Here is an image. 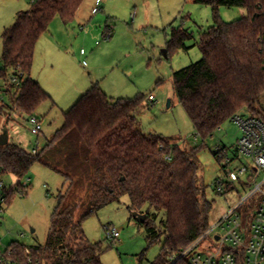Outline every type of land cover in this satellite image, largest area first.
I'll list each match as a JSON object with an SVG mask.
<instances>
[{
    "label": "trees",
    "instance_id": "16d2710c",
    "mask_svg": "<svg viewBox=\"0 0 264 264\" xmlns=\"http://www.w3.org/2000/svg\"><path fill=\"white\" fill-rule=\"evenodd\" d=\"M85 0H30L15 22L2 34L0 77H17L19 84L0 88V109L9 115H35L51 95L32 77L36 45L53 19L72 23ZM212 7L214 23L199 34L202 57L173 73V87L191 119L195 133L204 141L242 110L264 121V0H187ZM220 7H243L246 14L224 21ZM106 31L105 36L107 35ZM112 34L110 33L111 37ZM191 33L173 27L167 42L171 51L186 48ZM108 37V38H109ZM146 97L113 98L93 83L66 111L64 123L44 148L33 153L15 142L0 145V171L18 178L28 176L36 163L66 176L68 188L57 196L48 240L41 253H28L20 244L14 251L24 264H103L102 249L86 238L82 222L104 206L128 196L130 211L146 213L147 239L164 244L154 264H167L168 257L196 240L209 226L215 200L208 198L209 185L202 175L203 145L182 146L184 138H168L142 130L138 111ZM54 149L52 164L44 152ZM218 145L212 149L221 163ZM62 156L66 173L57 158ZM55 162V163H54ZM60 167V169H59ZM64 184V186H65ZM8 191V202L20 182ZM232 189L229 184L225 191ZM216 190V188H215ZM80 192L88 193L89 209L78 206ZM220 194V192H217ZM223 194V192H221ZM77 208H80L76 217ZM163 213L160 226L156 220Z\"/></svg>",
    "mask_w": 264,
    "mask_h": 264
},
{
    "label": "rangeland",
    "instance_id": "374dc122",
    "mask_svg": "<svg viewBox=\"0 0 264 264\" xmlns=\"http://www.w3.org/2000/svg\"><path fill=\"white\" fill-rule=\"evenodd\" d=\"M95 5L96 0H85L75 20L68 25L56 16L38 41L34 76L52 97V101L43 102L35 111L43 122L42 131L34 134L30 130L29 116L9 115L6 107L0 109V134L7 125L10 142L30 151L36 147L42 149L63 125V111L71 108L93 83H98L113 98L143 95L146 100L137 115L145 133L184 138L186 141L181 142L182 146H204L200 152L202 175L209 185L208 198L215 200L210 216V223H214L249 191L238 182H234L230 191L224 189L223 194H217L215 190V182L226 180L227 176L212 149L218 145L226 146L230 155H237L242 131L236 122L229 120L204 141L196 135L173 87V73L202 57L197 41L199 34L214 23L212 7L187 0H102L99 11L93 13ZM29 8L30 0H0V58L5 28L15 22L19 11ZM246 12L243 7H220L219 10L224 21L239 19ZM173 27L185 28L192 36L186 40V48L173 50L164 56ZM110 28L112 36L106 38V31ZM82 48L86 50L83 55L80 53ZM2 87L3 80H0ZM150 95L155 97L154 102L149 100ZM0 97L5 103L10 102L5 92H1ZM240 115L248 113L242 110ZM55 154V150L50 148L43 156L52 164L51 158ZM57 161L66 173L62 156L59 155ZM234 166L250 167L252 160L239 155ZM65 176L42 163L34 164L28 176L22 179L13 174L2 175L8 188L15 186L20 189L17 186L20 182L24 190V193L17 191L14 198L3 206V224L0 227L3 248L20 244L32 252L44 250L57 196L68 188ZM263 176L264 169L258 180ZM78 195V206L89 209L88 193L80 192ZM128 205L129 198L124 196L120 201L104 206L82 222L83 232L88 241L99 244L103 251V264H154L163 247L164 237L150 243L146 224L136 220ZM79 211L77 208V218ZM162 217L163 213L159 212L158 226ZM112 227L121 231L114 240L108 239L106 233L107 228Z\"/></svg>",
    "mask_w": 264,
    "mask_h": 264
},
{
    "label": "built area",
    "instance_id": "2783aa9c",
    "mask_svg": "<svg viewBox=\"0 0 264 264\" xmlns=\"http://www.w3.org/2000/svg\"><path fill=\"white\" fill-rule=\"evenodd\" d=\"M102 0H96L93 13L99 11ZM108 30V38L111 33ZM85 49L81 53L85 54ZM3 87L6 83L19 84L17 77H0ZM155 101L153 95L149 96ZM232 121L242 131L237 144V155H230L228 149H222L221 165L224 166L227 179L215 182L217 192H223L226 185L233 188L234 182L249 191L227 210L188 246L181 248L168 257L167 264H264V176L258 180L264 169V121L250 114L243 116L237 113ZM30 130L39 134L43 129L41 118L32 115L28 120ZM39 147L32 149L37 153ZM239 155L251 158L252 166L232 167ZM8 188L0 171V227L3 224L4 205L8 203ZM107 238L117 239L121 231L115 227L107 228ZM27 262L32 263L30 250L25 249ZM0 264H24L17 257L13 245L3 248L0 240Z\"/></svg>",
    "mask_w": 264,
    "mask_h": 264
},
{
    "label": "water",
    "instance_id": "95a60500",
    "mask_svg": "<svg viewBox=\"0 0 264 264\" xmlns=\"http://www.w3.org/2000/svg\"><path fill=\"white\" fill-rule=\"evenodd\" d=\"M164 56H167V52L166 50H164ZM9 139H10V132H9V127L6 125L3 127L2 129V133L0 134V145L4 146L6 144L9 143ZM58 205V202L56 204V206ZM133 216L136 218V220L140 223H144L148 217V215L146 213H140L137 211H133ZM32 231H34V229H32Z\"/></svg>",
    "mask_w": 264,
    "mask_h": 264
},
{
    "label": "crops",
    "instance_id": "0c3cea01",
    "mask_svg": "<svg viewBox=\"0 0 264 264\" xmlns=\"http://www.w3.org/2000/svg\"><path fill=\"white\" fill-rule=\"evenodd\" d=\"M66 25V24H65ZM68 25V24H67ZM39 43V42H38ZM37 43V44H38ZM36 48H37V45H36ZM86 51V50H85ZM35 52H36V50H35ZM80 53H81V50H80ZM86 53V52H85ZM82 54V53H81ZM83 55V54H82ZM34 62H35V56H34ZM33 67H34V63H33ZM32 67V77L35 79V80H37L38 82H39V80L34 76V71H35V69ZM39 83H41V82H39ZM41 85V84H40ZM42 121V120H41ZM42 124H43V122H42Z\"/></svg>",
    "mask_w": 264,
    "mask_h": 264
}]
</instances>
